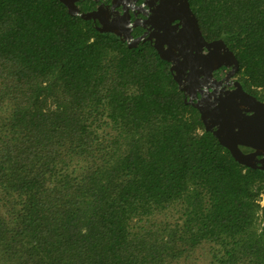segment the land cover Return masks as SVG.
Returning <instances> with one entry per match:
<instances>
[{"label": "trees", "instance_id": "1", "mask_svg": "<svg viewBox=\"0 0 264 264\" xmlns=\"http://www.w3.org/2000/svg\"><path fill=\"white\" fill-rule=\"evenodd\" d=\"M264 100V0H187ZM264 174L147 43L0 0V264H264Z\"/></svg>", "mask_w": 264, "mask_h": 264}, {"label": "flooded vegetation", "instance_id": "2", "mask_svg": "<svg viewBox=\"0 0 264 264\" xmlns=\"http://www.w3.org/2000/svg\"><path fill=\"white\" fill-rule=\"evenodd\" d=\"M161 1L74 0V3L81 12H92L95 18L93 19L91 16L86 20L90 21L95 28L101 26L118 31L120 35L110 31L106 32L113 33L126 44L127 40L124 33L131 37L128 43H136L135 46L140 43H147L153 47L154 41L158 39L164 48H169L171 62L167 61L168 68L172 63L177 67L176 73L179 78L177 85L183 93L185 102L190 103L188 102L189 99L192 101L196 97L205 96L209 93H211L212 97L213 94L219 95L225 91L230 92L233 90L234 81H238L235 75L236 70L234 69L233 59L225 54L224 48L217 43L207 47L202 40L191 38L189 41H180L179 46H177L176 36H178L183 22H179L177 18H174L173 15L176 10L173 8L168 12L166 19H156L154 17L155 10L159 8ZM128 22L129 24H127ZM216 39L204 38L207 42ZM153 49L155 48L153 47ZM181 60L186 61L184 67L179 64ZM242 88L264 102L259 96L244 87ZM242 112L251 114L249 110L243 109ZM239 147L244 152L253 150L250 146L243 144H239Z\"/></svg>", "mask_w": 264, "mask_h": 264}, {"label": "water", "instance_id": "3", "mask_svg": "<svg viewBox=\"0 0 264 264\" xmlns=\"http://www.w3.org/2000/svg\"><path fill=\"white\" fill-rule=\"evenodd\" d=\"M59 1L71 15H78L84 19H88L91 16L93 19L95 18L92 12H81L75 6L74 0ZM172 8L176 10L173 15L174 18H177L179 22H183L178 36H176L177 46H179L180 41H189L191 38L202 40L207 47L214 43L220 44L224 48V53L233 59L234 69H237L238 63L234 53L227 47L223 39L217 38L209 42L204 40L199 30L197 19L187 0H162L159 8L155 10L154 17L161 20L166 19L168 12ZM96 29L120 35L118 31L112 28L99 26ZM124 36L128 46L136 45V43H128L131 37L127 36L126 33H124ZM153 47L162 59L171 62L169 48H164L158 39L154 41ZM185 63V60H181L179 64L184 67ZM176 69L177 67L173 63L169 66L172 77L178 84L179 78L177 77ZM233 85L234 89L230 92L225 91L219 95L213 94L212 97L211 93H209L198 98L194 94L195 100L191 101L189 99L188 102L198 111L205 130L211 131L218 142L228 149L235 161L251 168H258L264 174V102L244 91L239 81H234ZM243 109L251 111V114L243 113ZM239 144L250 146L253 150L244 152L240 149ZM257 154L259 155L258 157Z\"/></svg>", "mask_w": 264, "mask_h": 264}, {"label": "rangeland", "instance_id": "4", "mask_svg": "<svg viewBox=\"0 0 264 264\" xmlns=\"http://www.w3.org/2000/svg\"><path fill=\"white\" fill-rule=\"evenodd\" d=\"M259 201H260V204H264V192L262 193Z\"/></svg>", "mask_w": 264, "mask_h": 264}]
</instances>
